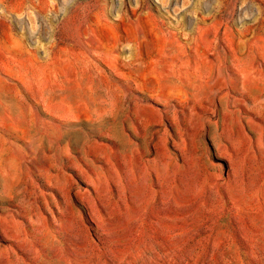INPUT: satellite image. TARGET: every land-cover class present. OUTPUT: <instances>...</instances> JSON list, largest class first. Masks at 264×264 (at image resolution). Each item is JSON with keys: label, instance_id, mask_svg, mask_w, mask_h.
<instances>
[{"label": "rangeland", "instance_id": "rangeland-1", "mask_svg": "<svg viewBox=\"0 0 264 264\" xmlns=\"http://www.w3.org/2000/svg\"><path fill=\"white\" fill-rule=\"evenodd\" d=\"M0 264H264V0H0Z\"/></svg>", "mask_w": 264, "mask_h": 264}]
</instances>
